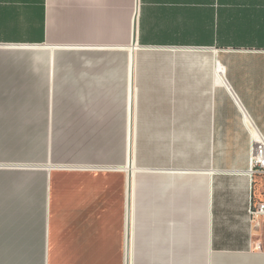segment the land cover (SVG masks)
Here are the masks:
<instances>
[{"label": "crops", "instance_id": "obj_1", "mask_svg": "<svg viewBox=\"0 0 264 264\" xmlns=\"http://www.w3.org/2000/svg\"><path fill=\"white\" fill-rule=\"evenodd\" d=\"M259 137L264 0H0V264H264Z\"/></svg>", "mask_w": 264, "mask_h": 264}, {"label": "built area", "instance_id": "obj_2", "mask_svg": "<svg viewBox=\"0 0 264 264\" xmlns=\"http://www.w3.org/2000/svg\"><path fill=\"white\" fill-rule=\"evenodd\" d=\"M248 174L251 181L254 175H264V137L256 138L251 148ZM248 214L252 222H264V200L251 202Z\"/></svg>", "mask_w": 264, "mask_h": 264}, {"label": "bare ground", "instance_id": "obj_3", "mask_svg": "<svg viewBox=\"0 0 264 264\" xmlns=\"http://www.w3.org/2000/svg\"><path fill=\"white\" fill-rule=\"evenodd\" d=\"M133 198V197H132ZM129 199V198H128ZM132 220V219H131Z\"/></svg>", "mask_w": 264, "mask_h": 264}, {"label": "rangeland", "instance_id": "obj_4", "mask_svg": "<svg viewBox=\"0 0 264 264\" xmlns=\"http://www.w3.org/2000/svg\"><path fill=\"white\" fill-rule=\"evenodd\" d=\"M132 264H134V263H132Z\"/></svg>", "mask_w": 264, "mask_h": 264}]
</instances>
